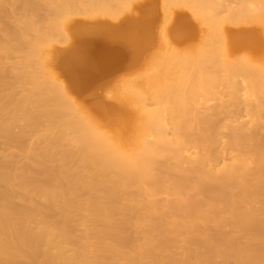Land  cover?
<instances>
[{
	"label": "bare ground",
	"instance_id": "bare-ground-1",
	"mask_svg": "<svg viewBox=\"0 0 264 264\" xmlns=\"http://www.w3.org/2000/svg\"><path fill=\"white\" fill-rule=\"evenodd\" d=\"M0 264H264V0H0Z\"/></svg>",
	"mask_w": 264,
	"mask_h": 264
},
{
	"label": "rangeland",
	"instance_id": "rangeland-1",
	"mask_svg": "<svg viewBox=\"0 0 264 264\" xmlns=\"http://www.w3.org/2000/svg\"><path fill=\"white\" fill-rule=\"evenodd\" d=\"M158 0H156L157 2ZM160 8V7H159ZM157 10V15H160V10ZM111 23L117 24L118 21H110ZM159 25V22L157 23V26ZM247 27L243 28H255V26L251 25H244ZM251 26V27H249ZM195 42L193 39H190L185 44H182L180 42L179 45H177L178 48H189L192 46V44ZM68 44L70 43H64L57 45V51H62L68 47ZM152 47V46H151ZM155 47H159L158 42L153 46V50H155ZM129 59L124 60L122 65L120 67H114L111 71L105 73L101 76V79L98 86H96L93 90L87 91L83 94L82 100L84 103L88 105V107H93L98 101H103L104 103H113V99L110 98L109 91L113 92L116 89V86L124 79H127L129 77L134 76L137 73L142 72L144 69L147 68L148 64V58H145L141 63L130 67Z\"/></svg>",
	"mask_w": 264,
	"mask_h": 264
}]
</instances>
